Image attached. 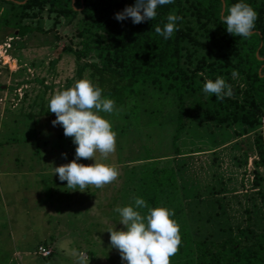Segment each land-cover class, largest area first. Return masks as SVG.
Returning a JSON list of instances; mask_svg holds the SVG:
<instances>
[{
  "label": "rangeland",
  "instance_id": "1",
  "mask_svg": "<svg viewBox=\"0 0 264 264\" xmlns=\"http://www.w3.org/2000/svg\"><path fill=\"white\" fill-rule=\"evenodd\" d=\"M24 22L47 31L17 36L0 25V264H123L107 229L123 228L114 208L133 202L140 162L157 156L164 158L158 166L175 169L177 196L166 206L178 225L217 239L226 235L227 224L234 231L264 227V177L255 184L254 131L206 116L203 91L185 97L175 145L176 106L168 95L155 99L147 89L135 109L130 100L114 103L112 113H101L116 133L114 151L95 157L114 165L117 177L99 188L68 190L53 172L73 159L75 145L51 123L48 99L79 80L77 62L84 60L66 49L77 47L78 39L62 18L44 10ZM199 54L191 51L184 62L193 67ZM81 78L91 81L87 65ZM40 247L50 254L39 253Z\"/></svg>",
  "mask_w": 264,
  "mask_h": 264
},
{
  "label": "trees",
  "instance_id": "2",
  "mask_svg": "<svg viewBox=\"0 0 264 264\" xmlns=\"http://www.w3.org/2000/svg\"><path fill=\"white\" fill-rule=\"evenodd\" d=\"M235 2L173 0L159 6L153 20L133 24L130 18L117 21L114 14L134 0H0V25L24 36L47 31L24 22L44 10L65 20L78 39L77 47L68 44L66 49L77 61L84 60L77 62L75 74L80 79L84 66L90 67L91 82L101 88L102 96L116 104L130 100L132 109L139 106L138 98L147 89L155 99L170 97L176 106L173 145L182 127L185 97L202 91L204 76L223 78L230 95L216 100L215 95L207 94L206 116L219 124L239 123L254 131L256 184L264 177V0H246L257 13L254 29L246 38L229 34L221 21L226 6ZM170 11L181 19L172 37L164 40L154 28L162 26ZM191 51L200 52L193 67L184 62ZM151 158L140 162L136 174V197L146 203L142 212L147 207L166 206L177 196L174 167L158 166L162 157ZM178 226L180 245L169 264H264V227L259 232L234 231L227 224L226 235L217 239L209 233L199 236L198 228L192 233L186 225Z\"/></svg>",
  "mask_w": 264,
  "mask_h": 264
},
{
  "label": "clouds",
  "instance_id": "3",
  "mask_svg": "<svg viewBox=\"0 0 264 264\" xmlns=\"http://www.w3.org/2000/svg\"><path fill=\"white\" fill-rule=\"evenodd\" d=\"M171 3L173 0H134L132 5L115 13L114 18L117 21L130 18L133 24L153 20L159 6ZM256 17V11L246 0H236L226 6L221 21L229 34L246 38L254 29ZM180 19L179 15L170 11L162 26H155V33L164 40L171 38L179 27L176 22ZM202 91L215 95L216 100L230 95L229 85L219 76L214 80L206 79ZM101 92V88L89 79L81 78L48 99V112L55 114L51 123L53 126L59 124L63 134L71 137L75 145L73 159L56 166L53 172L58 180L66 181L68 190L84 191L87 185L99 188L114 181L118 175L114 165L98 162L95 157L96 152L102 157L112 153L116 137L110 122L101 115L112 113L114 102L102 97ZM81 158H91L92 163H80ZM145 208V200L141 197H133L131 204L114 208L123 228L107 229L109 243L118 250L123 264H169V257L176 253L180 245L179 226L167 206L147 207L142 212Z\"/></svg>",
  "mask_w": 264,
  "mask_h": 264
},
{
  "label": "built area",
  "instance_id": "4",
  "mask_svg": "<svg viewBox=\"0 0 264 264\" xmlns=\"http://www.w3.org/2000/svg\"><path fill=\"white\" fill-rule=\"evenodd\" d=\"M261 123H262V125H261L262 128H264V117L262 118ZM39 253H41V254H43V255L45 256V255L50 254V250H47V249L44 248V247H40V248H39Z\"/></svg>",
  "mask_w": 264,
  "mask_h": 264
}]
</instances>
